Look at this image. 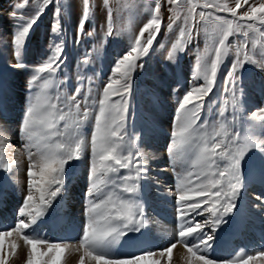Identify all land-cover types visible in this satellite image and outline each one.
<instances>
[{"label":"snow or ice","instance_id":"snow-or-ice-1","mask_svg":"<svg viewBox=\"0 0 264 264\" xmlns=\"http://www.w3.org/2000/svg\"><path fill=\"white\" fill-rule=\"evenodd\" d=\"M153 2L150 18L135 35L129 50L115 60L102 90H94L92 77L77 75L71 92L64 89L69 81L66 74L57 79L67 60L61 16L70 14V6L61 0H37L38 6L32 12H25L27 0L11 4L8 16L12 28L10 33L7 29L0 30V54L11 49L15 63L10 66L29 72L17 132L28 160L27 191L14 224L0 228V264H9L19 247L18 241L27 247L26 264H65L66 254L73 249L82 253L78 264H171L178 244L187 252L186 264H260L264 261V250L250 255L241 249L234 258H210L216 232L229 223L228 217L235 212L237 200L246 187L243 165L251 154H259L253 167H259L264 176V131H255L257 121L264 129V109L251 113L252 124L243 132L236 129L234 115L243 103L244 88H238L237 78L244 65L250 64L264 72V0L258 4L232 0L234 6L230 0H167L168 28L171 30L182 21L168 59L175 60L178 53L186 51L188 44L198 43L200 28L211 41V47L205 48L195 65L193 79L202 83L190 87L178 101L175 126L166 148L168 164L159 168V172H164L171 167L174 174L177 165L182 169L176 174V240L159 251L146 249L127 254L114 251L124 237L141 233L148 223L140 197L142 182L151 179L157 187L161 184L158 174L152 175L151 167L159 157L144 151L140 147L141 136L128 130L133 78L137 71L144 69V58L149 56L163 25L161 2ZM111 3L112 0H102L106 10L105 36H112L114 32ZM51 4L56 8L49 54L30 66L25 59L27 39ZM94 15V0H82L75 43H80L85 26ZM253 33L258 37L249 45L248 38ZM95 34V28L86 33L89 37ZM234 36L242 37L243 42L233 45L230 38ZM230 53L234 59L225 76L228 98L211 119H206L205 98L213 94L218 74ZM90 61L91 55L86 54L80 63L88 65ZM260 88L264 91V81ZM229 105L233 110L232 121L227 119ZM89 124L92 126L90 139L85 133ZM89 146V183L82 233L78 241L53 242L40 229V222L66 190V166L73 160H81ZM10 147L9 129L0 124V172L8 174L18 166L15 160L6 162ZM8 179L6 176L5 180ZM12 183L19 184V181L12 178ZM254 199L258 202L254 205L256 208H264V193L254 194ZM205 213L208 215L202 222L195 219Z\"/></svg>","mask_w":264,"mask_h":264},{"label":"rangeland","instance_id":"rangeland-1","mask_svg":"<svg viewBox=\"0 0 264 264\" xmlns=\"http://www.w3.org/2000/svg\"><path fill=\"white\" fill-rule=\"evenodd\" d=\"M15 2L16 0H0V30L7 29L10 33L12 21L8 13L12 10L11 4ZM61 2L70 6V14L63 13L61 16L67 60L57 73V79H61L66 74L69 81L64 89L71 92L72 86L77 83V75L89 76L92 77L94 90H102L108 82L115 60L129 50L135 35L150 18L154 2L153 0H112L114 32L112 36H105L106 10L102 6V0H94L95 15L85 26V35L81 37L79 44L75 43V37L82 11V0H61ZM160 2L163 25L149 56L144 58V69L137 71L133 78L128 130L129 133L141 136L140 147L144 151L149 154L155 153L159 157L152 162L151 167L154 169L152 175L158 174L161 184L157 187L151 179L142 182L140 197L148 223L141 233H130L122 239L114 250L120 254L139 253L146 249L159 251L176 240V174L181 173L182 169L180 165H177L176 174H174L171 167L164 172H159V168L168 164L166 148L175 126L178 101L190 87L202 83L200 80L193 79L195 65L197 57L204 54L206 47H211L210 39H206L203 29L200 28L198 43L188 44L186 51L178 53L175 60L168 59L182 21H178L170 30L168 28L169 4L167 0H160ZM250 3L258 4L259 0H250ZM230 4L234 6L232 0ZM37 6V0H27L24 11L32 12ZM184 7L182 3L181 8ZM55 8V4L48 6L27 39L25 59L30 66L39 63L49 54V45L54 39L52 25L55 19ZM221 15L228 14L221 13ZM93 28L96 34L92 37L87 36L86 33ZM257 37L258 34L253 33L248 38L249 45ZM8 39H11L10 34ZM230 39L233 45L243 42L242 37L234 36ZM249 52H252L251 47ZM86 54L91 55V61L88 65H83L80 61ZM233 59L234 54L230 53L218 74L213 94L205 98L206 119H211L228 98L225 88L229 86L225 83V76ZM12 63L15 61L12 59L11 49L3 51L0 54V124L9 129L11 138V147L6 151V162L15 160L18 166L13 168L10 174L0 172V228L14 224L27 191L28 160L17 132L25 106V86L29 72L12 68L10 66ZM237 79L238 88L240 86L244 88V96L242 105L238 106L234 113L235 127L243 132L252 124L249 121L251 113L264 109V91L260 88L261 82L264 81V72L257 71L250 64H245ZM84 87H87V82ZM209 108L212 109L211 112L208 111ZM227 119L229 121L233 119V110L230 105ZM255 125L257 133L264 131L259 127L258 121ZM91 130L92 126L89 124L85 128L89 139ZM90 155L89 146L81 160H73L66 166V190L56 198L40 222V229L46 232L53 242L63 239L78 241L82 233L85 223V193L89 183ZM258 159L259 154L253 153L244 162L246 187L237 200L235 212L228 217L229 223L222 225L216 232L210 258L221 260L234 258L241 249L250 255L264 250V228L260 225L264 223V211L254 206L258 203L254 199V194L264 193V176L259 167H253ZM6 176H9L8 180H5ZM12 178L19 181V184L12 183ZM243 194L246 195L244 203H242ZM207 215L205 213L195 219L202 222ZM18 244L19 247L10 257L9 264H26L27 247L23 241H18ZM75 247H78V244ZM81 254L74 249L70 250L66 254L65 264H78ZM186 256L185 248L178 244L173 250L171 264H186ZM260 264H264V261Z\"/></svg>","mask_w":264,"mask_h":264},{"label":"bare ground","instance_id":"bare-ground-1","mask_svg":"<svg viewBox=\"0 0 264 264\" xmlns=\"http://www.w3.org/2000/svg\"><path fill=\"white\" fill-rule=\"evenodd\" d=\"M245 199H246V195L243 194L242 195V203H244ZM260 209L264 211V208H260ZM260 225H263V228H264V223H261Z\"/></svg>","mask_w":264,"mask_h":264}]
</instances>
